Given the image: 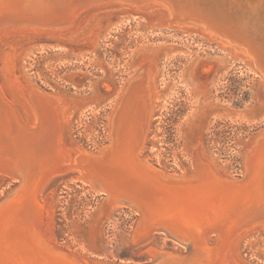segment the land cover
Masks as SVG:
<instances>
[{"label":"rangeland","instance_id":"1","mask_svg":"<svg viewBox=\"0 0 264 264\" xmlns=\"http://www.w3.org/2000/svg\"><path fill=\"white\" fill-rule=\"evenodd\" d=\"M163 6L111 2L79 10L59 31L0 32V96L26 127L34 124L28 90L57 98L64 157L68 150L97 153L109 142L123 86L147 67L151 107L139 156L165 175H178L200 152L220 174L241 177L244 150L264 134L262 75L242 48L189 20H169ZM77 175L75 169L50 175L37 191L35 216H43L39 226L50 244L82 264L147 263L145 245L129 242L137 214L108 208ZM17 184L0 172V200ZM151 242L183 250L159 234ZM227 259L264 264V220L232 241Z\"/></svg>","mask_w":264,"mask_h":264},{"label":"bare ground","instance_id":"2","mask_svg":"<svg viewBox=\"0 0 264 264\" xmlns=\"http://www.w3.org/2000/svg\"><path fill=\"white\" fill-rule=\"evenodd\" d=\"M141 1L148 0H0V32L11 28L59 31L86 7ZM155 2L164 5L169 20H189L232 44L230 48H242L261 73L264 87V0ZM146 68L127 81L117 98L120 105L109 119L110 145L104 147L103 161L85 152L71 160L69 155L64 157L59 148L63 114L57 98L28 90L25 95L34 124L26 127L0 96V172L18 180L6 214L1 218L0 213V264H47V260L77 264L52 252L55 246L39 226L43 213L40 218L36 211L40 185L50 175L70 169L107 193L108 201L106 197L103 201L108 208L123 206L137 214L129 242L131 247L145 245V264H230L227 252L232 241L264 220V134L244 150L241 177L220 174L199 152L191 159V169L174 175L181 188L151 182L154 174L150 172L160 180L170 175L138 154L151 107L152 85ZM157 234L183 250L153 244ZM211 234L215 235L212 245Z\"/></svg>","mask_w":264,"mask_h":264},{"label":"water","instance_id":"3","mask_svg":"<svg viewBox=\"0 0 264 264\" xmlns=\"http://www.w3.org/2000/svg\"><path fill=\"white\" fill-rule=\"evenodd\" d=\"M61 28H64V27H59V29H61ZM145 70V69H144ZM33 93H34V91H33ZM32 93V94H33ZM35 94V93H34ZM122 95H123V93H121ZM57 102H58V100H57ZM119 103H118V105L116 106V111H118V109H119ZM115 113V112H114ZM115 115V114H114ZM116 117V116H115ZM110 145V138H109V142H108V144L106 145V146H109ZM106 146H104V147H106ZM104 147L103 148H101L97 153H90L95 159H97L98 158V160H100L101 159V161H103L102 160V158H103V156H105V154H104ZM82 152V151H81ZM67 153H68V155H69V157H70V160L73 158V157H78L77 156V153H80V152H75V151H72V150H68L67 151ZM79 155V154H78ZM81 156V155H80ZM79 158V157H78ZM93 158V159H94ZM95 161V160H94ZM96 164V163H95ZM146 172H148V171H146ZM149 173V172H148ZM150 173H152V174H154V176H152L151 175V177H149V179H151V182H154L155 184H159V185H161V186H163V187H170V188H181L182 187V185L181 184H179V182H177V179H179L178 177H175L174 175H170V174H168V175H170V178L168 179H164V180H160L159 178L157 179V178H155V176L157 175L156 173H153V172H150ZM77 177H78V175H77ZM85 179V178H84ZM83 179V177H82V181H85ZM18 185V184H17ZM88 185V187H89V189H91V190H94V191H96V192H98V193H100V194H102V196L103 197H106V200L108 201V196L105 194V193H103L101 190H100V187L97 185V184H87ZM14 190V189H13ZM13 190H11L8 194H6L1 200H0V213H2V215H1V218H2V216L3 215H5L6 214V207H7V205H8V202H9V199L11 198V195H12V191ZM0 218V219H1ZM38 249V248H37ZM51 250H52V252L54 253V254H56L57 256H59V257H63L65 260H71V261H74V262H77V264H79V263H81L77 258L74 260L73 259V255L71 254V253H68V252H65V251H63V250H61V249H59V248H56V247H51ZM51 256V255H50ZM54 258H57V257H54ZM59 260V259H58ZM60 261V260H59ZM60 262H63V261H60ZM5 264V263H4ZM47 264H50V261H48L47 260ZM63 264H64V262H63ZM67 264H69V263H67Z\"/></svg>","mask_w":264,"mask_h":264}]
</instances>
